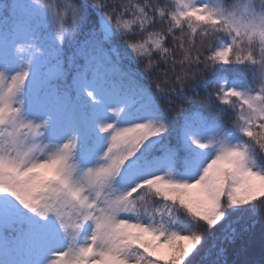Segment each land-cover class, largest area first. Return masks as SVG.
<instances>
[{
	"label": "snow or ice",
	"instance_id": "obj_1",
	"mask_svg": "<svg viewBox=\"0 0 264 264\" xmlns=\"http://www.w3.org/2000/svg\"><path fill=\"white\" fill-rule=\"evenodd\" d=\"M0 264H264V0H0Z\"/></svg>",
	"mask_w": 264,
	"mask_h": 264
}]
</instances>
